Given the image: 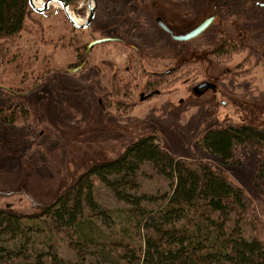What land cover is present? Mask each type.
Wrapping results in <instances>:
<instances>
[{
    "label": "rangeland",
    "instance_id": "374dc122",
    "mask_svg": "<svg viewBox=\"0 0 264 264\" xmlns=\"http://www.w3.org/2000/svg\"><path fill=\"white\" fill-rule=\"evenodd\" d=\"M97 1L89 30L75 27L60 5L34 11L0 65V111L27 103L34 120L11 125L0 116V210L36 213L92 165L151 134L172 155L207 162L252 194L257 151H240L238 164L223 165L196 139L224 121L264 128V0ZM93 6L80 0L70 15L84 25ZM157 15L178 35L216 19L202 36L181 43L158 27ZM119 33L126 47L109 42L87 50ZM174 70L178 82V75H167V83L156 76ZM202 83L213 89L196 93Z\"/></svg>",
    "mask_w": 264,
    "mask_h": 264
},
{
    "label": "trees",
    "instance_id": "16d2710c",
    "mask_svg": "<svg viewBox=\"0 0 264 264\" xmlns=\"http://www.w3.org/2000/svg\"><path fill=\"white\" fill-rule=\"evenodd\" d=\"M63 1L73 8L80 0ZM32 13L30 0H0V65ZM175 71L156 76L167 83V75H178V82ZM24 105L1 108V120L33 123ZM196 143L223 165L238 164L240 151H257L253 193L146 135L92 165L36 213L1 209L0 264H264V128L224 121Z\"/></svg>",
    "mask_w": 264,
    "mask_h": 264
},
{
    "label": "water",
    "instance_id": "95a60500",
    "mask_svg": "<svg viewBox=\"0 0 264 264\" xmlns=\"http://www.w3.org/2000/svg\"><path fill=\"white\" fill-rule=\"evenodd\" d=\"M93 4L94 6L91 8V13L87 19L86 24L84 25H80L78 24L70 15V6L64 2L63 0H48L46 2H43L41 4L40 7H38L36 5V0H30V7L33 11H35L38 14H45L52 6L54 5H60L63 9V11L65 12L66 17L69 19V21L78 29H87L89 28L94 20V17L96 15V11L98 8V1L97 0H93ZM215 20V16L213 17H209L208 19H206L203 23H201L197 28H195L194 30H192L191 32L185 34V35H181V36H175L174 33L168 29V27L166 25H164L160 20V26L171 35V37L174 40H179V41H189L191 39H194L196 37H198L199 35H201L203 32H205L213 23V21ZM113 40L111 39H101V40H95L93 41L91 44H89L88 49L87 50H91L93 49L94 46L99 45V44H103V43H108V42H112ZM84 66H82L80 69H82ZM77 70L71 71V72H76ZM213 89V86H211L208 83H202L200 84L196 89L195 92L198 94H202L205 93L207 90L209 89ZM150 96H153V94H151Z\"/></svg>",
    "mask_w": 264,
    "mask_h": 264
},
{
    "label": "flooded vegetation",
    "instance_id": "af4514ba",
    "mask_svg": "<svg viewBox=\"0 0 264 264\" xmlns=\"http://www.w3.org/2000/svg\"><path fill=\"white\" fill-rule=\"evenodd\" d=\"M68 19V18H67ZM215 19H216V16H215ZM69 20V19H68ZM159 20L164 24V25H166L167 27H168V29H170L173 33H174V35L175 36H181V35H178L177 33H176V31L174 30V28L173 27H171V25H170V23L168 22H166L165 20H164V17L163 16H160V15H157L156 17H155V22L157 23V25H158V27L165 33V34H167L173 41H177V42H181V43H187V42H189V41H191V40H194V39H196V38H198V37H200V36H202L205 32H203L201 35H199L198 37H196V38H194V39H191V40H189V41H179V40H174L172 37H171V35L169 34V33H167L161 26H160V23H159ZM214 22V21H213ZM109 25H110V23H108ZM117 25H119V22H117L116 23ZM127 25H129V24H126L125 26H127ZM200 25V24H199ZM198 25V26H199ZM197 26V27H198ZM196 27V28H197ZM122 28H123V26H122ZM122 28L120 27V32H122ZM183 35H185V34H183ZM111 38H113V39H111V40H113L112 42H110V43H116V42H122L123 43V45H124V47H126L128 44H126L125 43V41H124V39L120 36V33L119 34H115V35H113ZM107 39H110V38H107ZM109 43V42H108ZM119 45H121L122 46V44H119ZM135 46H133V48L132 49H130L131 51L129 52V54H128V58H130V60L131 61H134L135 60V54L137 53V50L134 48ZM119 50H121V49H119ZM219 50H220V48L218 47L217 48V52H219ZM122 52H123V50H122ZM148 62H150V61H148ZM140 64V63H139ZM166 65H171L172 63H171V61H166V63H165ZM83 66H85V65H83ZM82 67V66H81ZM116 77V76H115ZM141 85H137V88H139ZM145 88H146V90H149L151 87H149V86H145ZM101 104H102V102H101Z\"/></svg>",
    "mask_w": 264,
    "mask_h": 264
},
{
    "label": "bare ground",
    "instance_id": "6f19581e",
    "mask_svg": "<svg viewBox=\"0 0 264 264\" xmlns=\"http://www.w3.org/2000/svg\"><path fill=\"white\" fill-rule=\"evenodd\" d=\"M42 3H43V2H38V0H36V5H37L38 7H40Z\"/></svg>",
    "mask_w": 264,
    "mask_h": 264
}]
</instances>
